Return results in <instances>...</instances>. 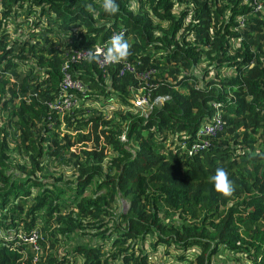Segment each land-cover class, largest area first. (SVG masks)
Wrapping results in <instances>:
<instances>
[{
	"label": "trees",
	"instance_id": "obj_1",
	"mask_svg": "<svg viewBox=\"0 0 264 264\" xmlns=\"http://www.w3.org/2000/svg\"><path fill=\"white\" fill-rule=\"evenodd\" d=\"M117 3L109 15L101 0H0V264H148L161 246L180 260L195 249L187 264L220 251L264 264V0ZM120 27L147 82L86 58L62 71L68 48ZM64 72L83 91L59 115L48 104ZM214 116L222 130L199 135ZM218 167L231 197L210 182ZM33 230L36 254L21 239Z\"/></svg>",
	"mask_w": 264,
	"mask_h": 264
},
{
	"label": "built area",
	"instance_id": "obj_2",
	"mask_svg": "<svg viewBox=\"0 0 264 264\" xmlns=\"http://www.w3.org/2000/svg\"><path fill=\"white\" fill-rule=\"evenodd\" d=\"M117 33H125L124 28H118L113 30L107 41L104 42H98L92 45L91 47H77V48H68L65 53L63 54V65H62V71L66 70L69 66V64L80 61L82 59L86 58L85 51H94L98 48H105L107 47L110 38ZM118 75L122 76L124 74H129L138 81L147 82L150 76L154 74V69L151 67L147 68H137L135 64L129 63L126 60L118 63ZM97 67L101 70L105 69L111 64H104L102 62L96 63ZM82 87L78 81H75L70 77V75L67 72H64L61 81L59 83V94L56 98V100L53 101V103H49L48 107L49 109L55 111L57 114L62 115L66 114L70 109L76 104V98H75V92H82ZM164 98H159L156 100L157 103H160ZM133 106L136 108H139L141 106H146L148 109H150V105L147 104L145 98L143 96L135 97L133 100ZM146 111V113H147ZM222 130L221 123L219 122L218 117H213L211 123L204 124L200 129H198V134H204V135H214L217 132H220ZM119 139L122 141L124 140V137L121 135ZM203 146H206L205 141L200 142H193L187 149L188 153L191 154L195 152L197 149L202 148ZM22 241L26 242L30 249L36 254L39 251V234L36 230L31 231L28 235L21 236ZM161 248V247H159ZM158 248V249H159ZM157 249V251H158ZM156 251V252H157ZM153 253L149 257L148 264H158L156 261V254ZM36 256L33 258V262H35Z\"/></svg>",
	"mask_w": 264,
	"mask_h": 264
},
{
	"label": "clouds",
	"instance_id": "obj_3",
	"mask_svg": "<svg viewBox=\"0 0 264 264\" xmlns=\"http://www.w3.org/2000/svg\"><path fill=\"white\" fill-rule=\"evenodd\" d=\"M91 9V5H89ZM101 8L104 13L115 15L119 12L117 0H101ZM95 12V9H92ZM132 45L125 39L122 33L114 34L105 48H98L94 51H85L88 63L114 64L126 60L131 55ZM214 191L219 195L228 198L236 191V185L230 178L229 173L223 168L218 167L215 173L210 177ZM0 238L8 237L0 231Z\"/></svg>",
	"mask_w": 264,
	"mask_h": 264
},
{
	"label": "rangeland",
	"instance_id": "obj_4",
	"mask_svg": "<svg viewBox=\"0 0 264 264\" xmlns=\"http://www.w3.org/2000/svg\"><path fill=\"white\" fill-rule=\"evenodd\" d=\"M109 105L115 106L113 101H111ZM139 108L143 114H146V111L148 109L146 106H141ZM13 145H14V140L13 141L9 140V147L12 148ZM79 149H80L79 145L78 146L74 145L70 148V150L72 151L73 154H77L79 152ZM14 156H15L16 160L19 161L18 156L16 154ZM47 169H50L51 173L54 175H62V174H64L65 176L70 175V172L67 168H64L61 165H55L54 161H51L48 164ZM118 204L122 209L126 208L125 203H123L119 200H118ZM144 248L146 249L145 245H144ZM156 253H157L156 254V261L158 262V264H187L188 261H194V258L196 255V250L195 249L187 250L183 254L184 260H180V259L175 258L176 252L174 251L172 246H169L167 248L161 246V248H159ZM172 253L175 256H173ZM212 262H213V264H246L245 259H243L242 257H235L234 255L228 253L227 251H220L219 253L215 254L212 257Z\"/></svg>",
	"mask_w": 264,
	"mask_h": 264
}]
</instances>
